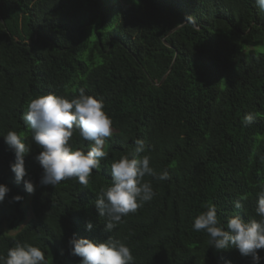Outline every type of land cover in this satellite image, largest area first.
<instances>
[{
	"label": "trees",
	"instance_id": "trees-1",
	"mask_svg": "<svg viewBox=\"0 0 264 264\" xmlns=\"http://www.w3.org/2000/svg\"><path fill=\"white\" fill-rule=\"evenodd\" d=\"M81 89L102 99L113 121L108 155L87 187L75 179L41 185V149L23 118L28 104ZM247 114L255 117L249 126ZM9 131L31 148L24 180L34 193L11 170ZM137 139L145 144L140 156L170 178L145 176L154 197L109 232L97 196ZM70 143L86 153L94 142L77 131ZM0 184L9 189L0 203V257L20 242L39 247L48 264H81L70 239L111 237L131 249L133 264H253L235 246L216 250L192 224L207 205L225 231L231 216L261 219L264 10L256 0H0ZM257 254L264 264V249Z\"/></svg>",
	"mask_w": 264,
	"mask_h": 264
},
{
	"label": "clouds",
	"instance_id": "clouds-1",
	"mask_svg": "<svg viewBox=\"0 0 264 264\" xmlns=\"http://www.w3.org/2000/svg\"><path fill=\"white\" fill-rule=\"evenodd\" d=\"M258 7L264 10V0H256ZM186 23L196 25V18L189 16ZM24 120L32 130V140L41 149L35 159L43 169L41 185L55 187L62 181L77 180L87 187L93 170L101 168V160L108 153L104 150L107 141L113 136V121L104 110L102 99L86 95L83 89L79 95L68 99L49 93L32 99L24 114ZM254 115L244 116L243 123L249 126L254 122ZM85 141L94 142L86 153L73 149L70 141L75 132ZM5 143L15 154V164L11 170L17 182L23 181L27 192L34 193L35 186L27 175L24 157L31 151L30 146L22 143L21 134L9 131L4 137ZM135 150L121 156L111 164V186L102 188L97 196L96 207L101 217H106L105 230L111 232L122 223V218L134 214L155 195L150 182L145 176L157 180L169 179L167 171L157 174L150 166V156H140L145 150L144 141L135 140ZM9 189L0 184V203ZM22 197L14 196V201ZM246 199L242 197L241 200ZM241 200L235 201V208L243 207ZM207 211L194 218L192 227L195 231H204L210 237L209 244L216 250L235 246L243 256H251L253 264H258V250L264 249V190L259 194L256 214L261 219L244 222L239 216L227 220L225 231L216 212L215 205H207ZM89 229L92 225H87ZM71 254L81 258V264H133L131 249L121 240L112 239L94 243L89 239H70ZM3 264H48L45 252L39 247L17 242L9 248L6 257H0Z\"/></svg>",
	"mask_w": 264,
	"mask_h": 264
},
{
	"label": "rangeland",
	"instance_id": "rangeland-1",
	"mask_svg": "<svg viewBox=\"0 0 264 264\" xmlns=\"http://www.w3.org/2000/svg\"><path fill=\"white\" fill-rule=\"evenodd\" d=\"M28 203H29V200L26 201V204H28ZM31 218H32V216L29 215L28 218H27V221H29V219H31ZM27 221H26V223H27ZM26 223L22 224V225L20 226V229H21ZM8 232H9V234H11V235H13V234L15 233V232H10V231H8Z\"/></svg>",
	"mask_w": 264,
	"mask_h": 264
},
{
	"label": "water",
	"instance_id": "water-1",
	"mask_svg": "<svg viewBox=\"0 0 264 264\" xmlns=\"http://www.w3.org/2000/svg\"><path fill=\"white\" fill-rule=\"evenodd\" d=\"M166 46H169V44L168 43H166L165 41L163 42ZM165 76H166V74L162 77V79H161V81H160V83H162V81L164 80V78H165Z\"/></svg>",
	"mask_w": 264,
	"mask_h": 264
}]
</instances>
